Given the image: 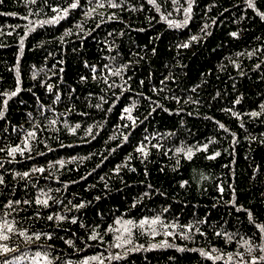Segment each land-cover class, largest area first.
<instances>
[{
  "label": "trees",
  "instance_id": "trees-1",
  "mask_svg": "<svg viewBox=\"0 0 264 264\" xmlns=\"http://www.w3.org/2000/svg\"><path fill=\"white\" fill-rule=\"evenodd\" d=\"M0 181V264H264V0H0Z\"/></svg>",
  "mask_w": 264,
  "mask_h": 264
},
{
  "label": "snow or ice",
  "instance_id": "snow-or-ice-1",
  "mask_svg": "<svg viewBox=\"0 0 264 264\" xmlns=\"http://www.w3.org/2000/svg\"><path fill=\"white\" fill-rule=\"evenodd\" d=\"M77 5L76 4H73L72 5V7L73 8H75ZM113 6H115V5H113ZM233 35H235V34H233ZM13 95H15V93H13ZM142 150V149H141ZM13 151H15V149H13ZM217 155H218V153H217ZM42 171V170H41ZM26 175V174H25ZM0 182H2V181H0ZM39 202V201H38ZM44 203H46V201L44 202ZM49 219H52V217H49ZM9 231H11V226H9ZM21 235H23V233H21ZM38 238V237H37ZM0 239H8V237L6 236V235H2V234H0ZM5 251H7V249L5 248Z\"/></svg>",
  "mask_w": 264,
  "mask_h": 264
}]
</instances>
